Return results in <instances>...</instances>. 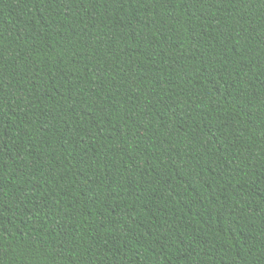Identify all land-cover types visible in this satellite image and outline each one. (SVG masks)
<instances>
[{
  "label": "trees",
  "instance_id": "obj_1",
  "mask_svg": "<svg viewBox=\"0 0 264 264\" xmlns=\"http://www.w3.org/2000/svg\"><path fill=\"white\" fill-rule=\"evenodd\" d=\"M0 264H264V0H0Z\"/></svg>",
  "mask_w": 264,
  "mask_h": 264
}]
</instances>
